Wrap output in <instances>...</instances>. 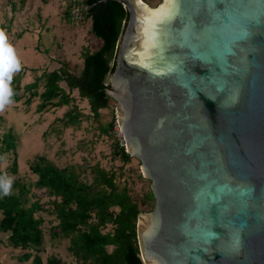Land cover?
<instances>
[{"label":"water","instance_id":"water-1","mask_svg":"<svg viewBox=\"0 0 264 264\" xmlns=\"http://www.w3.org/2000/svg\"><path fill=\"white\" fill-rule=\"evenodd\" d=\"M115 1L104 85L154 196L143 263L264 264V0Z\"/></svg>","mask_w":264,"mask_h":264},{"label":"trees","instance_id":"trees-1","mask_svg":"<svg viewBox=\"0 0 264 264\" xmlns=\"http://www.w3.org/2000/svg\"><path fill=\"white\" fill-rule=\"evenodd\" d=\"M99 1L87 0L86 5L91 32L101 41V46L84 54L79 73L71 72L68 63H63L58 69L43 72L25 85L31 99L39 98L37 112L71 105V92L75 90L79 97L88 101L95 119L100 118L102 110L109 108L112 99L107 95L104 83L115 69L117 42L129 13L115 0L102 4ZM13 73L11 71L9 75ZM21 77L20 73L12 76L10 86L0 88V104L2 100L20 101ZM41 83L43 91L40 92ZM62 83L67 85L68 91ZM31 99L26 102L30 103ZM72 106L63 118L65 124L76 126L81 114ZM115 125L113 118L103 127L104 134H110ZM12 136L7 133L0 139V159L11 152L13 160L9 172L16 175L18 153ZM112 156L123 165L133 159L118 141ZM29 168L37 178L33 184L29 186L17 179L11 187L15 192L1 189L0 194V232L8 235L9 246L25 251L19 257L21 264L30 259L32 264H64L56 256H50L44 262L40 255L45 241L44 218L37 214L44 211V205L31 200V187L47 192L51 199L50 212L57 220L51 227V236L68 239L69 251L80 264H144L138 245L137 221L145 212V206L152 203L150 210L154 206L151 188L141 199L136 198L126 179L119 175L121 173L107 171L97 164L90 170L91 181L83 180L75 166L59 167L46 156H38ZM3 173L0 171V177Z\"/></svg>","mask_w":264,"mask_h":264},{"label":"rangeland","instance_id":"rangeland-1","mask_svg":"<svg viewBox=\"0 0 264 264\" xmlns=\"http://www.w3.org/2000/svg\"><path fill=\"white\" fill-rule=\"evenodd\" d=\"M62 1L65 2L61 6L62 11L54 6V0L47 1L49 8L45 13L39 10L33 11V16L35 17V14L37 16L35 22L39 19L37 28H45L42 25L45 24L50 28L51 34L48 33L44 35L45 37L42 35L40 41L30 34L31 37L20 38L21 43L12 40L19 36L8 37L13 43L8 46L14 55V66L11 71L13 68L17 69L12 76H17L20 73L22 77L19 78V80L21 79V89L18 94L20 101H1L0 139L7 133L13 135L18 153V173L14 175L9 172L13 154L6 153L0 159V171H4L0 177V194L1 189L5 188L4 182L7 180H10L11 184L6 192L16 191L11 187L12 182L17 179L29 186L33 184L37 178L29 166L38 156H46L59 167L75 166L85 181H91L90 170L96 164L107 171L121 173L119 175L128 182L131 194L141 199L149 192L150 183L143 176L140 178L142 175L140 162L133 158L130 163L123 165L119 159H114L112 156L115 142L124 143L117 121L116 101L112 99L109 108L102 110L100 118L95 119L90 111L88 101L79 97L75 90L71 92L73 98L71 105L37 112L39 98L31 99V93L24 88L25 85L32 83L37 75L58 69L63 63H68L71 72L79 73L83 67L84 54L93 52L101 46V41L91 32V20L88 19V16H85L80 25H75L77 28L66 21L63 14L68 12L69 0ZM142 1L150 7H156L162 0ZM26 23L28 24L27 20ZM28 26L31 25L28 24ZM0 36L3 34L0 33ZM12 76L8 73L4 77L3 83L0 84V88L9 87ZM62 86L68 91L65 83H62ZM39 91H43V83H41ZM28 99L32 101L26 102ZM72 105L77 107V111L81 114L80 121L76 126L65 124L63 118L66 111L73 107ZM113 118L116 119L114 130L110 134H104L103 127ZM30 197L32 201L37 200L44 205V211L37 214L44 218L45 241L43 250L40 252L43 261L46 262L50 256H56L64 264H80V261L69 251L68 239L51 236V227L56 225L57 220L50 212L49 201L51 199L47 192L31 187ZM151 205L152 203L145 206L144 209L150 210ZM1 218L2 214L0 213ZM7 237V234L0 232V264H21L19 257L25 251L9 246ZM26 264H32V259Z\"/></svg>","mask_w":264,"mask_h":264},{"label":"crops","instance_id":"crops-1","mask_svg":"<svg viewBox=\"0 0 264 264\" xmlns=\"http://www.w3.org/2000/svg\"><path fill=\"white\" fill-rule=\"evenodd\" d=\"M47 1L48 0H0V33L3 34V36H0V41L3 42V45L6 48H8L9 45H13L12 41L8 39L11 35L15 37L19 36L16 39L12 36V40L21 43L20 38L31 37L30 34H33L39 41L41 40L42 35L44 36L48 33L51 34L50 28L45 24H42L45 28H37L39 19L35 22L37 16L36 14L35 17L33 16V11L35 12L36 10H39L40 12L45 13L48 10L49 6ZM64 3L65 2L62 0H54V6L61 11V6ZM63 15L66 21L75 27L71 21L69 12L66 11ZM88 19L90 20V18ZM26 20L28 21V24L31 25L30 27L26 23ZM2 28L4 29L1 30ZM13 71L15 73L17 69L13 68Z\"/></svg>","mask_w":264,"mask_h":264},{"label":"built area","instance_id":"built-area-1","mask_svg":"<svg viewBox=\"0 0 264 264\" xmlns=\"http://www.w3.org/2000/svg\"><path fill=\"white\" fill-rule=\"evenodd\" d=\"M86 1L87 0H69L67 8L73 25H80L84 21L85 16H87L88 7L86 5ZM121 145L126 147L125 141Z\"/></svg>","mask_w":264,"mask_h":264},{"label":"snow or ice","instance_id":"snow-or-ice-1","mask_svg":"<svg viewBox=\"0 0 264 264\" xmlns=\"http://www.w3.org/2000/svg\"><path fill=\"white\" fill-rule=\"evenodd\" d=\"M142 3V0H138ZM14 66V55L10 48H6L0 41V84L3 83L4 77L11 71Z\"/></svg>","mask_w":264,"mask_h":264},{"label":"clouds","instance_id":"clouds-1","mask_svg":"<svg viewBox=\"0 0 264 264\" xmlns=\"http://www.w3.org/2000/svg\"><path fill=\"white\" fill-rule=\"evenodd\" d=\"M4 184H5L4 190L5 191H8L9 190V187H10V184H11V181L10 180H7V181L4 182Z\"/></svg>","mask_w":264,"mask_h":264},{"label":"flooded vegetation","instance_id":"flooded-vegetation-1","mask_svg":"<svg viewBox=\"0 0 264 264\" xmlns=\"http://www.w3.org/2000/svg\"><path fill=\"white\" fill-rule=\"evenodd\" d=\"M105 3V2H108V0H100L99 3L102 4V3Z\"/></svg>","mask_w":264,"mask_h":264}]
</instances>
